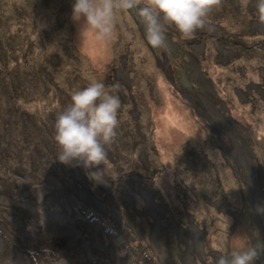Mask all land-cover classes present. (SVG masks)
Masks as SVG:
<instances>
[{"label":"rangeland","instance_id":"1","mask_svg":"<svg viewBox=\"0 0 264 264\" xmlns=\"http://www.w3.org/2000/svg\"><path fill=\"white\" fill-rule=\"evenodd\" d=\"M72 4L73 0H0V225L6 226L9 237L21 231L25 239L16 238L0 264L40 263L25 247L28 242L32 251L35 245L43 249L48 239L59 242L54 262L66 257L74 261L70 254L75 248L80 259L91 246L100 254L93 264H189V260L205 264L203 257L212 259L205 249L227 255L240 236L258 246L254 264H264V37L258 35L264 29V13L258 10L257 0L213 3L221 8L214 7L212 12L210 7L206 19L231 24L234 29L213 33L204 41L208 54L198 62L205 72L186 60H168L166 66H173V84L165 79L163 57L158 59L147 49L144 29L133 21L128 9L116 11L115 37L107 42L98 40L106 49L94 55L84 48L81 24L72 19ZM197 38L194 43H202ZM137 40L143 42L144 51ZM247 44L248 49L244 47ZM190 59L197 62L192 55ZM117 73L134 76L130 81L133 86L127 90L133 97L136 94L137 103L133 97H123L117 119L124 127L126 123L134 126L133 119H139L142 133L137 145L133 147L135 133L124 134L132 147L113 143L109 159L106 156L91 170L55 161L59 146L53 132L47 133L43 125H53L72 92L94 80H102L111 94L119 97L122 91L127 95L126 89L117 85L122 81L119 75L116 79ZM201 75L208 77V83L195 82L189 88L191 80L187 79L194 81ZM175 80L192 92L180 94ZM246 83L255 90L246 92ZM200 87L208 97L195 95ZM196 99L203 100V107ZM166 106L172 114L168 122ZM198 109H205L202 114L208 118L219 113L215 118L224 127L220 141ZM176 113L178 124L173 121ZM166 127L168 136L163 134ZM227 146L233 151L229 148L227 153ZM236 157L238 162L241 159V174ZM80 171L92 184L90 172L104 182L98 189L99 198H89L84 188L79 193L87 201L72 206L67 189L76 191ZM65 174L73 180L69 186L63 180ZM106 199L110 201L105 206ZM132 208L142 216H134ZM89 212L100 218L91 220ZM127 213L132 215L138 238L119 223L125 220L132 225ZM103 216L111 229L104 228ZM78 221L89 222L83 231L92 234L90 240L83 238ZM11 222L18 231H12ZM1 226L0 239L7 240ZM194 239L199 243H193ZM102 248L107 255L101 253ZM203 251L205 256L197 257Z\"/></svg>","mask_w":264,"mask_h":264},{"label":"clouds","instance_id":"2","mask_svg":"<svg viewBox=\"0 0 264 264\" xmlns=\"http://www.w3.org/2000/svg\"><path fill=\"white\" fill-rule=\"evenodd\" d=\"M215 2L216 0H147V2L145 3H141V0H119V2H117V0H73L72 19L81 24L82 32H91L95 35V37L98 40L107 42L111 39H114L115 37L114 28H115L116 11L118 9H133V8L137 9V14L142 19V23L144 25V34H145L146 42L153 49H157L156 53L154 54L158 59H160V57H163L165 63L163 67L165 79L169 83L173 84L174 82L171 80L170 77V68L173 66L172 65L166 66V63L168 62V60L169 62L173 60L177 63H180L183 61V59L180 58V54L169 55V53L171 54L172 52H176L177 49H181V48H191L193 51L192 56L197 61V62L191 61L193 63V66H196L197 70H198L197 67H199L202 71L205 72L206 69L202 68L198 60L205 58V56L208 54L206 49L208 47H206L207 44H205L204 41L209 36H213V35L202 34L199 37L202 43L200 44L194 43V41L198 39L196 38L186 41V45H188V47H185L178 45L177 42L171 39L168 40L166 39L167 27L173 29L176 28V30L180 34H182L183 37L186 38L191 37L192 34L196 33L198 29L203 28L205 26L206 21L208 20L206 18L210 6ZM238 7L239 10L242 9L240 6ZM257 7L261 13H264V0H257ZM258 35H260V37L263 38L264 29L262 30L261 33H258ZM171 41L174 42L173 46L171 45ZM244 47L248 49L250 46L247 44L244 45ZM160 48L163 49L167 48L168 50H163L162 51L163 55L158 57L157 55L159 52L158 49ZM212 49H213V45L211 44V55H212ZM188 52L190 55V51ZM231 55L235 57V54L231 53ZM212 58L214 59L213 56ZM187 62L191 63L190 56ZM231 64L232 62L225 65V67ZM125 67L128 66L125 65ZM123 72L128 73V70H125ZM118 75L122 78V81L120 78H118ZM123 76H126L125 78L127 80H123ZM130 77L127 76L126 74L122 75L121 73H117V77H116V79H120L119 83L117 84L118 87L121 90L126 89L127 93H128L127 89L130 90V88H132L133 86L130 81L131 79L134 80V76L130 75ZM187 80L188 81L191 80V83L188 85L189 88L193 87V84L195 82H204L205 84L208 83V77H204L202 75L200 76V78H195L194 81L190 77ZM115 82H117V80H115ZM182 83L178 81L175 82L180 92L177 90L176 91L179 92L180 94L189 93V92L191 93L192 89H188V88L185 89L184 86L181 85ZM247 84L248 83H246V85ZM254 90L255 87L250 86V88L246 90V92L248 91L253 92ZM123 94L124 93L122 91L120 92L119 97L117 95L111 94L109 91L105 89V85L102 82V80H94L90 82L88 86L72 92L70 97V103H68L65 109L58 114L57 118L54 121L55 123L54 139L57 145L59 146V152L57 154V158H55V161L58 160L59 163H63L65 165L72 163L77 167L82 166L91 170L93 165H98L102 161H104L106 159V156L109 159L110 154L112 152L111 146L113 145V143H116L120 148H125V147L131 148L132 146L128 145L129 142L125 140L123 135L128 133L138 132L140 136V133H142V131L141 130L139 131L138 129V126L140 125L139 119L138 120L136 118L133 119L134 126L132 125L127 126L126 123V126L124 127L121 122H118L117 112L118 109L120 108V101L123 102L122 100L123 97L124 100H126L128 97L130 99L131 97H133L129 93L127 95L125 94L124 96ZM201 94H203L204 97H208V94L203 89V87H200L199 91L195 93V95H201ZM213 94H216L215 98L219 97L217 93H213ZM189 96L192 97V95ZM189 96H187V100L191 102ZM132 101L133 103H137L136 94L133 97ZM200 110L198 109L197 111L199 112L200 115L204 117V114H202L203 109ZM205 120L209 121L208 124L211 127L212 124H216L217 122L214 116H210ZM222 132H223L222 134L224 135V131ZM229 137L232 138V136ZM148 147L150 149V145ZM250 153L253 154V152ZM221 156L224 159L225 156H223L222 153ZM234 160L236 159L234 158ZM240 162L236 161L238 174H241ZM142 169L143 171H145L143 166ZM245 169L247 170V168ZM77 174L79 181L75 183L76 191H72L66 188L69 191V194L66 197L70 202V204L73 206L78 201L79 202L87 201L85 198L81 196L82 194L79 193L84 191V188L87 189L89 198L91 197H93L94 199L99 198L97 194H101V191L98 189L102 188L104 181L100 180V177H97L94 173L90 172L92 178L91 180L93 181L92 184L89 182L88 178L85 176L83 172L80 171V173L77 172ZM148 176L150 175L148 174ZM80 179L84 181H81ZM94 179L100 180L99 181L100 184L99 182H94ZM63 180L66 182L68 186L73 183V180L70 178L69 174H65ZM144 181H147V178H145ZM56 190L58 195H60L62 198L65 197V194H63L60 190H58L57 188ZM109 201L110 199H106L104 205L106 206L109 203ZM123 212L126 213L124 210ZM24 214L28 218L30 217L29 213L25 212ZM92 214L94 216H92ZM88 216H90L91 220H93L96 217L94 212H89ZM141 216L142 214L137 215L136 217H141ZM127 217L131 220L130 222L132 223V225L126 224L125 220L122 221L120 220L119 223L124 224L127 227L128 232L134 234V236L138 238V232L136 231L137 227L135 228V222L133 218L128 213H127ZM100 221L103 224H105L104 225L105 229L110 228L105 223L106 220L102 221L101 218ZM78 222L82 223L80 224V229L82 231L84 229L83 226L89 224L88 221H78ZM73 223L74 221L72 222V224ZM1 227L3 233L7 236V240L1 237L5 241V246L2 253L0 254V261L3 260L1 256L4 255V253H6L8 249H12L13 244H15L16 238L24 239L20 235V233L23 234V232L18 231L14 223H12V231L14 229L18 231L14 237H9V235L6 233L7 232L6 226L4 227L1 226ZM193 229L196 230V227H194ZM83 233H84L83 238H85L86 240H90L93 237L91 233L88 234L86 231H83ZM56 244H59L57 240H51L50 242V240L48 239V241L44 245L47 248H50L51 246ZM28 245L29 243L27 242L25 248H27ZM150 247L151 250L153 251L154 248L152 246V243ZM131 248L133 247L131 246ZM76 250L77 248H75L73 252L70 254V256L73 258L74 261H72L69 257L65 258L70 261V264H93L95 262V258L100 257L99 253L94 252L98 250V248L96 247H91V246L88 247V254H84L83 257L80 259L77 258ZM205 250H206V255L212 258L211 260L208 261L206 260L207 257H203L204 260L202 262L205 264H254L258 255V246H253L249 242L248 238L243 236L237 237L236 243L234 244L232 249L230 251L228 250L226 251L228 252L227 255H224L221 251H218L219 254L216 255L215 251H209L208 248ZM167 252H168V248H167ZM30 256L33 257L34 259H37L31 254ZM200 256L201 254L197 255V257ZM202 256H205L204 251ZM168 257L170 262L172 260V257L169 255V253H168ZM37 260L41 264H46L44 263V261H41L39 259Z\"/></svg>","mask_w":264,"mask_h":264},{"label":"trees","instance_id":"3","mask_svg":"<svg viewBox=\"0 0 264 264\" xmlns=\"http://www.w3.org/2000/svg\"><path fill=\"white\" fill-rule=\"evenodd\" d=\"M218 0H216V2H217ZM222 1V0H221ZM216 6H213V5H211L210 7H212V12H213V9H214V7H219V8H221V6H217V4H215ZM130 12H129V14L130 15H132V19H133V21L135 22V23H137V24H139L140 25V27L142 28V29H144V25H143V23H142V19L140 18V17H138V14H137V12H135V11H132L131 9H128ZM241 10V9H240ZM246 14V13H245ZM245 14H244V17H245ZM244 17H242V18H240V19H238V20H240V21H242V19L244 18ZM220 24H221V22H220ZM140 28V31L142 30ZM228 29H230V30H233L234 29V27L231 25V24H221V25H219V24H217V23H215L214 21H211V20H207L206 21V24H205V26L203 27V28H200V29H198L197 30V32L196 33H193L192 34V36L191 37H188V38H186V37H183L182 36V34H180L177 30H176V28H170V27H167V30H166V39L168 40V39H171V40H173V41H175V42H177L178 43V45H180V46H185V47H188V45H186V41H188V40H192V39H196L197 37H200V35H202V34H206V35H213V33H217L218 34V32L219 31H221L222 33L224 32V31H228ZM204 30H205V32H204ZM229 33H231V32H228V33H226V34H229ZM82 35H83V33H81ZM126 34H128V36H129V34L130 33H126ZM131 35V34H130ZM128 36H127V38H128ZM137 35H135L134 36V40H136L137 39ZM180 37V38H179ZM174 38H176V40H174ZM137 45L139 46V48L141 49V51H144V45H143V42L141 41V40H137ZM169 43V42H168ZM144 44H145V46L147 47V49L149 48V49H151L152 51H153V53H156V50L157 49H153L150 45H148L145 41H144ZM168 48H169V46H168ZM126 49H128V48H126ZM159 50V52H158V57L159 56H161V55H163V50H168L167 48H160V49H158ZM188 51H190V55H189V52ZM207 53H208V51H207ZM180 54V58L181 59H183V60H186V61H188L189 60V56H191V55H193V51H192V49L191 48H181V49H177V51L176 52H172L171 54L169 53V55H179ZM192 60L190 59V62H191ZM70 100V99H69ZM57 101H58V97L54 100V103L56 104L57 103ZM68 103H70V101H68ZM67 105H65L61 110L63 111L64 109H65V107H66ZM61 111V112H62ZM119 113H122V107H121V105H120V111H119ZM58 116V115H57ZM40 118V117H39ZM57 118V117H56ZM55 118V119H56ZM41 119V118H40ZM45 122H48V120H44ZM45 128H46V132L48 133H50V134H52V132H53V135L55 134V123L52 125L51 123H47L46 125H43ZM128 134H130V133H128ZM139 136V134H138V132H135V134H134V136H133V141H134V144H133V147L134 146H136L137 145V137ZM54 141H55V139H54ZM55 143H56V141H55ZM57 144V143H56ZM69 192V191H68ZM126 207H128L127 205H125ZM132 212H133V215L134 216H137L138 215V212H137V210L135 209V208H132V210H131ZM94 214H95V216L97 217V218H100V216H98L95 212H94ZM128 214H130V213H128ZM131 215V214H130ZM132 216V215H131ZM103 220H106L107 221V218L106 217H104L103 216V218H102V221ZM136 246H138V244H136ZM147 248L146 247H143L142 248V250H146Z\"/></svg>","mask_w":264,"mask_h":264},{"label":"bare ground","instance_id":"4","mask_svg":"<svg viewBox=\"0 0 264 264\" xmlns=\"http://www.w3.org/2000/svg\"><path fill=\"white\" fill-rule=\"evenodd\" d=\"M83 44H84V48L87 49V51H89L90 54L93 53L94 55H96L100 50L106 49V44L99 43L98 39L91 32H83ZM92 59H93V56H92ZM167 104H168V106L173 107L171 102H168ZM165 114L168 115V118H166V121L167 122L170 121L172 118V114H171V109L167 106L165 107ZM173 121H174V123H177V124L179 123V114L178 113H176L173 116ZM167 131H168V127H166L165 132L163 133L165 136L169 135L167 133ZM229 187L231 189L233 187V183L231 180L229 181ZM213 228H214V225H211L210 229H213ZM219 234H220V229H217V240H220ZM1 242H2V239H0V247H1ZM192 242L197 244V243H199V240L194 239V240H192ZM153 243L156 247L158 246L157 243H155V242H153ZM31 246L29 244L27 248L32 253V255L35 258H37L41 261H44V263H46V264H51V262H54V255L56 254L58 249L60 250L59 244L53 245L50 248H47L45 245H42L43 249H39V246L35 245L33 247L34 251H32ZM101 252L106 254V252L103 248H102ZM199 254H201V256H202L201 252ZM108 259H109V257H108ZM54 264H70V261L64 258L61 261L54 262ZM103 264H112V262L109 261L108 263H103ZM189 264H193L191 262V260H189Z\"/></svg>","mask_w":264,"mask_h":264},{"label":"flooded vegetation","instance_id":"5","mask_svg":"<svg viewBox=\"0 0 264 264\" xmlns=\"http://www.w3.org/2000/svg\"><path fill=\"white\" fill-rule=\"evenodd\" d=\"M247 86H248V88H247V90L250 88V86L247 84ZM249 92V91H248ZM196 101L199 103V105H200V107H203V100H200V99H196ZM200 110V109H199ZM203 110H205V109H203ZM201 111V110H200ZM215 115L217 116V118H219V113L218 112H215ZM215 115L214 114H211V116H214L215 117ZM208 118V116L207 115H205L204 114V119H207ZM220 120H222V119H220ZM219 121V120H218ZM221 124H223L222 123V121H219ZM212 127H213V129H214V133L216 134V136H217V141H220V137L221 136H223V134H222V131H224V127H222L219 123H217L216 122V124H212ZM220 136H219V135ZM232 135V132H230L229 133V136H231ZM233 141H234V143H235V145H236V147H237V145H238V143L236 142V140L234 139V138H231ZM227 144V143H226ZM231 149L232 151H233V149L231 148V147H226L225 148V150H226V152L228 153L229 151H228V149ZM224 150V151H225ZM222 154H223V156H225L226 154L225 153H223L222 152ZM236 160H235V162L238 160V158L236 157L235 158Z\"/></svg>","mask_w":264,"mask_h":264},{"label":"water","instance_id":"6","mask_svg":"<svg viewBox=\"0 0 264 264\" xmlns=\"http://www.w3.org/2000/svg\"><path fill=\"white\" fill-rule=\"evenodd\" d=\"M187 97V96H186Z\"/></svg>","mask_w":264,"mask_h":264}]
</instances>
